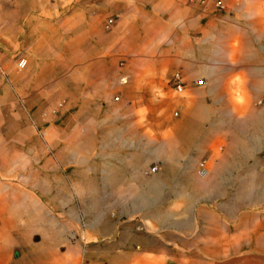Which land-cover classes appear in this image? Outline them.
<instances>
[{
	"label": "crops",
	"instance_id": "obj_1",
	"mask_svg": "<svg viewBox=\"0 0 264 264\" xmlns=\"http://www.w3.org/2000/svg\"><path fill=\"white\" fill-rule=\"evenodd\" d=\"M223 1L0 0V54L20 68L0 152L29 158L22 101L44 103L29 159L48 185L45 201L27 186L43 209H17L6 176L23 169L0 163V264H264V209L245 206L264 176V0ZM11 100L3 84L0 108ZM86 167L110 205L85 227L56 221L54 182Z\"/></svg>",
	"mask_w": 264,
	"mask_h": 264
},
{
	"label": "rangeland",
	"instance_id": "obj_2",
	"mask_svg": "<svg viewBox=\"0 0 264 264\" xmlns=\"http://www.w3.org/2000/svg\"><path fill=\"white\" fill-rule=\"evenodd\" d=\"M7 57L10 58V61L7 62V64H5L3 55L0 54V93H1L2 85L5 84L9 87V91L12 97L11 101H7L4 104V106L0 108L2 110L0 115L5 116L6 119H8V117H10L9 114H13L14 111V102H13L14 93H15L14 72L17 70L20 71L16 56L7 55ZM70 62H72V60ZM65 65L66 66L62 68L63 70L61 69L63 72H66L68 70L66 69V67L69 65V62L66 61ZM61 70L55 69L56 76L59 73L60 74L63 73ZM25 76L26 75H24L23 77ZM39 104L44 106V103L41 102H34V104H31L28 103L27 101L24 100L22 101L23 122H24L23 123L24 142L22 144V151L23 154L25 156L27 155L29 158L31 156L37 158L36 155L40 157L35 145L37 139H39L42 142L46 141V122L44 120V123H37L34 116V109H36V107ZM262 131H263L262 143L264 146V128ZM92 137L93 139L91 140V142L94 144L95 138L93 135ZM2 155L3 154H1L0 152V163L6 165L7 163L5 160V156L2 157ZM7 157L8 160L11 158L10 152L7 154ZM261 157L264 160V150L261 153ZM29 158L24 157L22 159L20 156H15L14 163H12V166L9 165V163L8 165H6V171H8L6 173L8 174H11L9 171L23 169V172H20L19 175L16 174L14 177L6 176V181L8 182L7 186H11L14 190V197H15L14 206H16L17 209H43L41 199H39L36 196L40 197L42 193L44 195L43 201H45L46 199L45 195L47 194L48 191V185H46L47 182L37 181L36 175L38 172L31 165L30 162L31 159ZM38 162L40 161L38 160L36 164H38ZM209 168L210 167L207 165V162L203 160L202 163L199 165V173L205 176L208 174ZM253 169H257L256 166L249 164L246 166V170L248 171ZM259 171H261L260 168H258V173ZM86 172H88V167L85 168L84 172H81L79 174L81 176L77 177L75 183H72L70 181L54 182L53 192H54L55 201L58 202L60 205H62V203H65L66 204L65 208L68 210V212L66 213L56 214V221L63 222L65 220L66 222H70L72 225L79 226L78 224H80L81 226L85 227V224L88 223L90 219H94V217L96 216V214L94 213V209H99L100 207H106L110 205L111 202L110 183H107L108 187L106 186L107 188L106 190L104 189L105 191L103 193L100 192L99 195L95 196L91 192L95 191L97 184L95 183V181H93V179L90 176H88ZM262 172H264V168ZM260 177L262 180H257L256 182H248L247 190H246L247 191L246 199H252L254 201V204L252 205H245L248 207V209H264L262 208L264 207V176L261 175ZM13 178L16 180L12 181ZM85 179L86 181L88 179L86 184L83 181ZM87 185H89L90 188H88ZM27 186H32V187L37 186L39 188V190L37 191L32 190L36 196L30 191L29 188H27ZM50 189L51 188H49V190ZM27 200L31 201L30 206H27ZM90 211L92 213H90Z\"/></svg>",
	"mask_w": 264,
	"mask_h": 264
},
{
	"label": "built area",
	"instance_id": "obj_3",
	"mask_svg": "<svg viewBox=\"0 0 264 264\" xmlns=\"http://www.w3.org/2000/svg\"><path fill=\"white\" fill-rule=\"evenodd\" d=\"M192 3H200L204 6H207L210 2L213 3L214 7L216 9H223L225 8V3L223 0H190ZM110 23H113V19H110ZM26 61L21 60L20 65L25 66ZM197 84H203L204 79H199L196 81ZM171 83L174 87V89L178 92L183 91L186 88V82L184 80L183 73L181 71H176L171 79ZM159 167L157 165L152 166L149 170L148 173H155L157 172Z\"/></svg>",
	"mask_w": 264,
	"mask_h": 264
},
{
	"label": "bare ground",
	"instance_id": "obj_4",
	"mask_svg": "<svg viewBox=\"0 0 264 264\" xmlns=\"http://www.w3.org/2000/svg\"><path fill=\"white\" fill-rule=\"evenodd\" d=\"M126 82V81H125ZM149 159V158H148Z\"/></svg>",
	"mask_w": 264,
	"mask_h": 264
}]
</instances>
